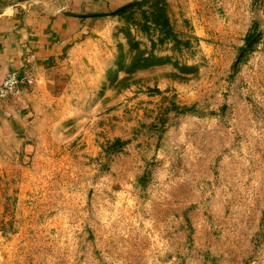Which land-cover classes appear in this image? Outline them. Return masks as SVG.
<instances>
[{"label":"rangeland","instance_id":"rangeland-1","mask_svg":"<svg viewBox=\"0 0 264 264\" xmlns=\"http://www.w3.org/2000/svg\"><path fill=\"white\" fill-rule=\"evenodd\" d=\"M2 8L0 264H264V0Z\"/></svg>","mask_w":264,"mask_h":264},{"label":"crops","instance_id":"crops-1","mask_svg":"<svg viewBox=\"0 0 264 264\" xmlns=\"http://www.w3.org/2000/svg\"><path fill=\"white\" fill-rule=\"evenodd\" d=\"M14 20L16 18L11 17L8 9L0 10V77L4 76L3 74L6 72L20 69L23 56L28 51L44 53L51 48L56 49L63 37L60 29L53 26L44 33H31L27 36V31L20 27L23 25L17 24V21ZM58 20L59 26L72 23L63 17H58ZM35 22H37V18L26 24V27H33ZM17 27L21 30L17 31Z\"/></svg>","mask_w":264,"mask_h":264},{"label":"built area","instance_id":"built-area-1","mask_svg":"<svg viewBox=\"0 0 264 264\" xmlns=\"http://www.w3.org/2000/svg\"><path fill=\"white\" fill-rule=\"evenodd\" d=\"M10 77V76H9ZM19 83V80H18V78L16 77V76H12V77H10V79H9V81L7 82V83H5V87H9V86H11V87H13L14 85H16V84H18Z\"/></svg>","mask_w":264,"mask_h":264},{"label":"trees","instance_id":"trees-1","mask_svg":"<svg viewBox=\"0 0 264 264\" xmlns=\"http://www.w3.org/2000/svg\"><path fill=\"white\" fill-rule=\"evenodd\" d=\"M121 11H123V10H120V11H118V12H121Z\"/></svg>","mask_w":264,"mask_h":264}]
</instances>
